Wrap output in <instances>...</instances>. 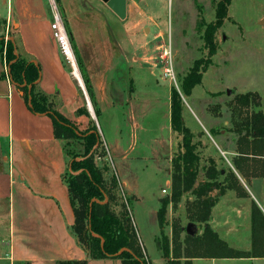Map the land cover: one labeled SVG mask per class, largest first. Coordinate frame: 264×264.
Returning a JSON list of instances; mask_svg holds the SVG:
<instances>
[{
	"label": "crops",
	"instance_id": "1",
	"mask_svg": "<svg viewBox=\"0 0 264 264\" xmlns=\"http://www.w3.org/2000/svg\"><path fill=\"white\" fill-rule=\"evenodd\" d=\"M57 1L87 72L94 105L74 54L81 80L75 77L73 63L63 53L55 21L48 11L47 0H0V40L4 38L7 42L14 39L21 55L40 66L38 89L50 99L56 111L76 124L80 130H86L91 123L90 118L77 115L79 109L87 107L112 163L118 161V167L114 165V174L122 189L135 196L136 203L145 204L148 202V195L142 190L138 176L143 157L141 153L138 157L133 155L141 143L137 142L139 133L147 131L145 119L150 115L147 107L151 106L154 93L152 92L151 99L144 101L138 100L136 95L138 82L143 81V75L155 77L160 73L150 64H138L136 56L127 60L126 41L118 37L120 32L115 34L113 20L118 17L101 0ZM131 12L127 5V15ZM137 34L132 32L130 37H136ZM70 48L73 53L72 47ZM171 96L172 91L166 102L169 133L154 137L148 144H142L159 171L165 167L161 156L165 155L167 158L173 150ZM88 101L91 103V110ZM94 107L99 113L98 117ZM163 131L162 127L161 132ZM236 156L234 153L232 160ZM170 168L168 166L170 179L166 184L171 189ZM230 169L236 174L243 190L251 197L240 199L234 191L227 192L225 196L231 194L234 201L255 200L264 212V194L257 197L250 189L254 187L262 191V186L258 184L260 178L251 175L253 169L241 172L232 163ZM67 170L68 158L64 142L55 137L52 119L31 111L24 92L12 82L9 68L0 56V203L7 208L9 259L12 263L30 264H58L64 261L122 264L119 259H89L86 249L73 234L75 213L64 181ZM163 190L166 189H162V195ZM162 197L156 198V207L152 209L151 214L155 219ZM215 207L211 227L218 235L223 232L232 240L239 227L230 226L231 219L226 223L218 221L215 224ZM158 236L156 235L157 243ZM235 242H238L237 239ZM144 250L150 264H153L147 249ZM161 257V261L164 260ZM204 260L216 262V259H196L193 264ZM243 261L264 262V257ZM164 262L167 264L165 260Z\"/></svg>",
	"mask_w": 264,
	"mask_h": 264
},
{
	"label": "rangeland",
	"instance_id": "2",
	"mask_svg": "<svg viewBox=\"0 0 264 264\" xmlns=\"http://www.w3.org/2000/svg\"><path fill=\"white\" fill-rule=\"evenodd\" d=\"M220 2L222 0H171V2L128 0L127 5L132 12L123 21L119 17L113 20L115 34L120 32L118 37L126 41L127 60L136 56L139 60L138 64H150L160 73L155 77L143 75V81L138 82L139 89L136 95L138 100H149L152 92L154 93L153 102L147 107L150 112L149 118L145 119L147 131L139 133L137 142L141 143L138 151L133 155L138 157L141 153L143 157L138 176L142 190L148 195V202L140 205L135 201L130 207L138 238L147 249L153 264H165V262L161 261L162 253L156 238V235L160 237L159 224L151 213L156 207V198L171 196L162 195V189L165 188L171 194V189L166 184L170 179L167 169L171 166L172 171V159L183 151L184 135L174 133L172 154L167 158L165 155L161 156V162L165 164V169L161 171L157 170L155 161L148 154L149 152L146 153L142 144H148V141L154 137H162L163 134L169 133L166 124L168 111L166 102L172 89L177 90L181 96L184 128L189 131V138L199 157L195 166L198 183L205 180V172L210 166H215L218 170H228L231 163L233 165L232 158L234 153L238 152V135L231 131V108L236 103L235 97L246 93L257 94L261 98V111L264 113V26L261 24L264 20V0L231 1L225 19L220 24L221 27L214 34L216 51L211 55L205 44L203 26L217 23L216 13ZM47 3L53 18L56 14L63 25L57 0H52L54 10L48 0ZM118 20L125 23L121 24ZM135 25L137 26L133 29ZM132 32L138 33L137 36L130 37ZM168 49H171L172 57L166 58L165 52L170 51ZM170 59L175 82L164 76ZM196 63L203 67L202 80L192 90L191 95L187 96L183 94L182 81ZM253 110V108L245 109L244 116H250ZM102 123L103 121L101 125ZM162 127L163 132H161ZM105 152H107L105 159L97 160V163L100 168L105 166L108 169L105 180L109 185L115 175L118 161H114L113 164L108 150L105 149ZM255 164L257 171L261 172L260 161L256 160ZM222 180L223 178L219 179L220 182ZM258 184L262 186V191L254 187L250 188L257 197L259 194H264L263 178H260ZM247 195L239 198L251 197L250 194ZM119 196L118 201L112 204V208L118 216H121L124 213V200L122 193ZM190 198L191 195L186 194L176 210L172 205L169 206L167 213L169 226L165 230L169 237H171L170 226L175 219L181 221L184 228L189 225L185 209L186 202ZM221 199L213 213L215 224H218V221L226 223L231 219L229 225L239 227L232 236L233 242L223 232L219 235L221 240L238 251L264 255V231L259 229L257 233L252 230L253 203L257 205V201L248 202L240 199L234 201L231 194ZM262 205L264 206V202ZM258 208L261 210L260 206ZM262 213L264 215L263 211ZM192 229L197 234L201 233V228L197 224L193 225ZM184 236L185 233L181 235L182 238ZM236 239L238 242H235ZM230 242L232 244H229ZM0 264H13L9 259L7 208L3 203H0ZM197 264H264V262L204 260Z\"/></svg>",
	"mask_w": 264,
	"mask_h": 264
},
{
	"label": "trees",
	"instance_id": "3",
	"mask_svg": "<svg viewBox=\"0 0 264 264\" xmlns=\"http://www.w3.org/2000/svg\"><path fill=\"white\" fill-rule=\"evenodd\" d=\"M231 1L222 0L217 6V23L203 26L205 44L211 55L216 51L214 34L221 27L220 24L225 19ZM48 11L54 20L49 5ZM60 14L87 93L94 105L93 91L87 72L61 10ZM0 56L9 68L12 82L24 92L31 111L38 115L49 116L53 121L55 137L64 142V150L68 158V170L64 181L68 186L75 213V225L72 232L80 245L86 249L89 259H119L122 264H150L130 214V207L136 200L135 196L122 189L116 175L108 185L105 180L108 169L105 166L102 168L98 166L97 160L105 159L107 152H105L98 127L92 120L87 107L79 109L77 115L90 118L91 123L86 130H80L76 124L56 111L50 99L38 89L41 68L21 55L14 39L7 42L4 38L0 40ZM202 70L203 67L196 63L188 76L184 78L182 81L184 95L190 96L192 90L201 83ZM235 98L236 103L231 108V131L238 135V152L232 160L233 165L241 172L244 169H253L251 174L253 177L264 178V113L261 111V98L253 93L237 95ZM249 108L254 109L252 114L244 116L243 111ZM94 110L98 117L99 113L95 107ZM182 112L181 96L177 90L172 89V130L184 136L183 151L172 160L171 196L160 201L157 212L160 228L158 244L164 260L167 264H193V260L196 259L246 260L264 257V255H253L232 248L221 240L218 233L211 227L212 211L227 192L234 191L238 197L248 195L231 169L218 170L215 166H210L205 172V180L198 183L195 166L199 157L189 138V131L184 128ZM256 160L260 161L261 172L257 171ZM220 178H223L221 182ZM120 193L123 194L124 213L118 216L112 204L118 201ZM186 194H190L193 198L186 202L185 213L188 224L199 225L201 233L197 234L192 229L194 233L189 234L187 227L184 228L181 221L175 219L170 226L171 237H169L165 231L169 226L167 221L169 206L172 205L176 210ZM259 229L264 231V215L253 203L252 230L258 233ZM183 233H185L184 238L181 237ZM13 264L30 263L14 262ZM58 264H87V261H64Z\"/></svg>",
	"mask_w": 264,
	"mask_h": 264
},
{
	"label": "water",
	"instance_id": "4",
	"mask_svg": "<svg viewBox=\"0 0 264 264\" xmlns=\"http://www.w3.org/2000/svg\"><path fill=\"white\" fill-rule=\"evenodd\" d=\"M117 17L125 20L127 17V0H101ZM264 26V20L261 22ZM79 74V73H78ZM81 80V79H80ZM89 109L91 110V103L88 101ZM193 225L187 226V232L193 234Z\"/></svg>",
	"mask_w": 264,
	"mask_h": 264
},
{
	"label": "built area",
	"instance_id": "5",
	"mask_svg": "<svg viewBox=\"0 0 264 264\" xmlns=\"http://www.w3.org/2000/svg\"><path fill=\"white\" fill-rule=\"evenodd\" d=\"M48 1L52 4V0H48ZM169 2H171V0H169ZM52 8H53V10H54L53 4H52ZM54 18H55V25H56V28H57L58 35H59V27H61V28H63V31L65 32V35H66V37H67L66 31H65V29H64V26L61 25V23L59 22V19H58V17H57L56 14L54 15ZM59 39H60V38H59ZM67 41H68V43H69L68 37H67ZM60 42H61V41H60ZM61 45H62L63 53H64L65 56L68 58V56H67V54H66V51H65V48H64V45L62 44V42H61ZM70 47H71V45H70ZM70 50H71V48H70ZM168 50H170V51H169L170 53L167 52V51L165 52V57H166V58H169V56L172 57L171 49H168ZM68 59H69V58H68ZM164 76H166L167 78H170V80H172V81L175 82L174 73H173V67H172V64H171V59H170V64H169L168 68H166L165 71H164ZM108 154H109V153H108ZM163 194L166 195V196L171 195L170 192H169V193L167 192V190H163Z\"/></svg>",
	"mask_w": 264,
	"mask_h": 264
},
{
	"label": "bare ground",
	"instance_id": "6",
	"mask_svg": "<svg viewBox=\"0 0 264 264\" xmlns=\"http://www.w3.org/2000/svg\"><path fill=\"white\" fill-rule=\"evenodd\" d=\"M59 38H60V41L62 42V44L64 45V48H65V51H66V54L69 58V60L73 63V70H74V75L77 79H80L79 78V75H78V72H77V68H76V65H75V60H74V56H73V53L72 51L70 50V45L67 41V37L65 35V32L63 31V28L59 27Z\"/></svg>",
	"mask_w": 264,
	"mask_h": 264
}]
</instances>
